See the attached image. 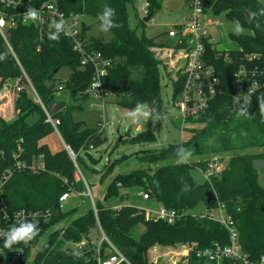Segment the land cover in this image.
Returning <instances> with one entry per match:
<instances>
[{
	"label": "trees",
	"instance_id": "1",
	"mask_svg": "<svg viewBox=\"0 0 264 264\" xmlns=\"http://www.w3.org/2000/svg\"><path fill=\"white\" fill-rule=\"evenodd\" d=\"M24 4L40 8L48 2L57 4L60 11L69 16L92 18L100 23L98 15L108 5L115 9L114 21L120 27L112 28L109 41L100 37L88 36L92 25L82 21V38L86 49L100 53L111 60L112 67L103 79V89L113 94L116 104L130 110L137 103L154 108L161 115V66L168 67L155 55L153 48L166 46L156 38L139 37L128 24V6L148 3L151 18L161 10L163 0H24ZM215 14L226 13L229 20H239L250 29L248 35L233 37L238 45L234 51H218L210 43L207 54L211 63L219 71L222 93L210 104L209 109L197 118H188L187 123L202 127L195 130L192 138L181 145H171L162 150L143 152L140 161L151 164L171 161L170 164L151 169L137 170L128 175H116L105 191V200L135 186L144 188L150 199L161 207L174 210L181 215L173 224L147 219L145 211L131 206L113 209L101 201H95L97 215L92 204L78 216L75 211L63 214L60 197L65 193L84 194L86 185L77 179V168H87L86 157L93 161L88 150L98 148L104 142L102 133L86 128L75 122L70 110L64 107L54 117L60 120L58 132L66 146L76 155L75 162L63 147L52 149L48 140L55 130L46 121L43 108L34 101L30 84L43 104L47 107L55 101L59 87L68 90L74 98H88L86 91L91 85L94 68L81 66L80 56L73 51V43L61 33L58 41H50L48 33L54 29L41 27L36 22L18 25L7 31V42L0 36V89L10 82L24 86L15 100L16 118L7 122L0 118V173L11 168L16 162L14 155L22 150L20 161L32 164L42 157L44 169L38 172L29 170L14 173L3 187V197L9 211L60 210V216L53 217L50 223H40L38 235L33 244L42 241L31 264H96L92 251L84 257L66 254L72 252L75 244L90 241L92 229L101 226L107 238L127 257L131 264H158L160 251L185 249L188 251L186 264H208L196 257V251L226 246L230 243L228 231L219 223L206 217L197 219L200 214L193 212L201 205L205 211L216 209L218 204L236 223L239 231V245L251 262L264 255V185L260 181L255 166L264 161V122L259 115L258 98L248 108V117H237L236 110L244 103L234 102L232 80L240 66L247 64L248 55H258L259 59L247 65L264 69V16L257 15L251 23L245 12H258L264 8V0H211ZM1 10L16 13L13 8L0 6ZM21 9V7H18ZM146 26L144 21L141 22ZM259 23L260 28L255 25ZM69 69L70 75L63 83H57L56 76L62 69ZM169 75V73H168ZM30 83V84H29ZM182 81L174 83L173 100L180 93ZM133 144H148L156 141L152 131L139 133L130 139ZM178 147L188 149L199 162L178 163ZM257 151V152H255ZM230 155L226 163L222 156ZM218 157L223 171L198 183L192 176L193 169L206 171L210 157ZM116 162L108 165L105 175L115 171ZM83 169V171H84ZM81 171V172H83ZM83 177L87 181V178ZM190 190L182 192L183 184ZM88 186L89 182L87 181ZM213 192L217 200L206 203L207 193ZM88 198V197H87ZM64 216L72 220L59 229L47 233ZM92 249V244H89ZM160 250V251H158ZM30 248L26 249L28 253ZM153 257V258H151ZM26 259L24 260V262ZM222 264H236L224 260Z\"/></svg>",
	"mask_w": 264,
	"mask_h": 264
},
{
	"label": "built area",
	"instance_id": "2",
	"mask_svg": "<svg viewBox=\"0 0 264 264\" xmlns=\"http://www.w3.org/2000/svg\"><path fill=\"white\" fill-rule=\"evenodd\" d=\"M24 0H0V6L5 8H13L17 10L16 13H8L0 9V19L4 20V24L0 25V36L7 42V31L15 28L18 25L30 24L31 20H25L24 14L27 12L29 6L24 4ZM144 6L141 14L146 17L149 16V4L143 3ZM185 5L188 14L182 18V22L177 24L174 29L168 31L167 36L175 40L173 48L161 47L171 50L169 54L170 63L168 59H160L168 67L169 73L175 72L174 82L182 81V88L174 101L175 106L181 113V120L186 122L188 118H197L199 115L204 114L210 107L211 102L222 93V87L219 79L218 69L211 63L209 55L207 54V44L210 43L215 47L216 42L212 40L209 35L211 28L217 27L218 23L210 16L213 12L211 0H185ZM21 7V9H18ZM33 8V7H32ZM39 11L41 20L36 21L41 27L50 26L54 21L63 19L66 22V29L68 34L64 36L73 43V51L76 52L81 58V66H92L94 68V75L90 87L86 91L87 95H93L95 99H103L107 94L103 89V79L107 76L109 69L112 67L111 60L105 59L100 53L92 52L86 49L85 41L82 38V20L79 15L71 14L65 15L58 8L54 2H48L40 8H35ZM167 45V44H166ZM217 49V48H216ZM218 50V49H217ZM220 51V50H218ZM246 59L249 61L247 64L257 61L258 55H248ZM244 64L234 73L232 80V89L234 91V102L245 103L242 99L245 95H250V101L253 103L257 96L264 91V69L251 68V66ZM30 84V83H29ZM31 92L34 101L39 104L46 113V121L52 125L55 134L63 140L58 132L60 120L51 116L47 107L43 104L35 89L30 84ZM25 89L24 86H17L16 91L19 94ZM63 91V86L59 87V92ZM110 94V93H109ZM240 95L241 99L237 101L236 96ZM70 157L75 162L76 155L73 151L65 146ZM90 149H93L91 147ZM22 150L19 148L18 153L14 155L16 162L14 165L0 173V232H6L10 226H20L22 222L35 223L36 226L40 223L48 224L53 217H56L55 212L52 210H27L21 209L18 211H9L7 204L3 197V187L16 173L25 170L38 172L44 169L42 157L37 162L27 164L20 161L19 157ZM77 168L78 174L81 171ZM223 164L219 161L218 157L210 160L208 168L204 171V175L211 178L218 175L223 171ZM82 180L86 185V197L91 198V204L95 215L97 209L89 187L82 176ZM72 193H65L60 197V209H63V204L67 202ZM144 200H149L148 193L143 195ZM145 211V210H144ZM60 212V210L58 211ZM217 213V214H215ZM147 219L155 221H164L168 224H173L181 217L179 213L174 210H168L161 207L159 211H145ZM203 217L219 223L223 228L228 231L230 243L226 246L215 245L212 248L200 249L196 251V257L206 261L208 264H222L224 260H232L236 264H264L262 255L257 261L251 262L239 245V231L236 223L226 214L225 208L218 204L216 209L211 211H204L197 217ZM54 228V229H53ZM97 228L101 233V241L98 246L90 240H83L74 245V248L81 251L84 257L86 253L92 251V257L96 264H131L127 257L121 252L105 235L99 223ZM59 229L57 225L53 226L47 233ZM4 234L0 233V264H31L34 257L40 248L42 241L33 244V239L27 244L19 242L13 244L11 248L4 246ZM89 244H92V249H89ZM30 248L27 253L26 249ZM26 261L24 262V260Z\"/></svg>",
	"mask_w": 264,
	"mask_h": 264
},
{
	"label": "rangeland",
	"instance_id": "3",
	"mask_svg": "<svg viewBox=\"0 0 264 264\" xmlns=\"http://www.w3.org/2000/svg\"><path fill=\"white\" fill-rule=\"evenodd\" d=\"M143 6V3H137L134 7L128 6L129 27L135 31L139 37L145 36L149 39L156 38L157 41H163L167 44L166 47L173 48L175 40L169 38L167 33L174 29L177 24L181 23L182 18L188 14L185 0H163L161 10L146 23V26H143L141 23L147 18L145 15L141 14ZM210 16L218 23L217 27L209 30V35L212 40L216 42L215 48L220 51L237 50L238 45L233 40V37L240 36L232 32V26L235 20H229L226 13H211ZM81 20L88 25H92L88 36L100 37L106 41L112 39L113 36L110 32L105 33L99 30V23H96L94 19L86 17L81 18ZM243 27L245 29L243 35H248L250 29L245 26ZM153 51L158 59L166 58L168 59V63H170L168 56L172 53L171 50L156 47L153 48ZM168 73L169 71H165L161 66L162 118L154 122L150 118L146 123L141 122L139 124H132L126 116L128 110L122 109L116 104V98L113 94L107 93L103 96V99H95L93 95L81 99L74 98L68 90H63L58 92L55 96L56 102L63 104L66 109L70 110L71 116L75 122L82 123L86 128L92 131L102 133V136L105 138V142L100 147L88 150V154L92 157L93 161L87 158L84 152H81L87 164V168H83L84 171L83 169L80 171L84 172V176L89 182V191L94 201H101L105 206L113 209H120L124 206H131L145 211H159L161 209V206L155 200L143 199L145 191L141 186H135L128 190L122 189L118 196L109 200H105L104 197L109 182L116 175H128L137 170H146L148 168L151 169V172H154L159 167L171 163V161H160L151 163L150 165L144 164L140 161L143 152L147 150H162L171 145H181L192 138L195 130L202 129L199 125L190 124L187 123V121L183 122L181 120V113L175 106L173 100L175 72L169 73V75ZM69 75V69H62L56 76L57 83H63ZM6 86L7 84L0 89V94L5 91V88H7ZM11 90L13 93H17L16 88H11ZM6 103L7 98L0 100L1 107H5ZM6 113L7 118L1 115L0 118L7 122L13 121V118L9 120V117L13 115V110L10 108ZM146 131H152L156 137L155 142L148 144L131 143L130 139ZM48 143L52 149L60 150L64 147L56 134L48 140ZM209 157L210 159L214 158L213 156ZM229 157L230 155L222 156V163H226ZM199 160H201V158L193 157L189 162H199ZM115 161H117L115 171L112 174L104 176V172L108 165L115 163ZM255 166L259 172L260 181L264 185V161L256 162ZM83 172H81L82 176ZM191 172L198 183L202 184L205 182V175L200 169H193ZM78 176L79 179H82L80 174H78ZM90 201L91 198H87L85 194L72 193L70 199L63 204V214L75 211L74 216H78L90 207ZM204 211L205 207L201 205L193 214H201ZM72 218L64 216L57 226L67 225ZM101 238V233L98 228L91 230L90 240L95 246L100 244ZM160 253L158 264H186L188 253L186 249L185 252L184 249L180 248L175 250H164L160 251Z\"/></svg>",
	"mask_w": 264,
	"mask_h": 264
},
{
	"label": "clouds",
	"instance_id": "4",
	"mask_svg": "<svg viewBox=\"0 0 264 264\" xmlns=\"http://www.w3.org/2000/svg\"><path fill=\"white\" fill-rule=\"evenodd\" d=\"M258 14L264 16V8H261L258 12H251L249 14L248 23H251L254 19H256ZM115 15L116 11L114 8L108 5H105L103 7V11L98 15V20L100 21L99 30L101 32L107 33L112 28L120 27V25L117 24L113 19ZM24 18L25 20H31L33 22L41 20L39 11L30 6L28 7L27 12L24 14ZM4 23V20L0 19V25H3ZM255 26L257 28H260L259 23H256ZM50 28L54 29V31H50L48 33V39L50 41H58L60 39L61 33H64L65 35L68 34V31L66 29V22L63 19H60L59 21H54L50 25ZM232 32L237 36H241L245 33V29L239 20L233 22ZM0 59H3V56H0ZM236 99L237 101H239L241 99L240 95H237ZM242 99L245 101V103L244 105L239 106L236 110L237 117L252 118V115H249L248 113V108L251 106L250 95H245L242 97ZM257 101L261 122H264V96L259 97ZM126 116L129 118L132 124H139L141 122L146 123L150 118L153 120V122L162 118L161 115L156 111V109L149 108L143 103H137L134 108L127 111ZM176 156L178 163H186L191 160L192 153L188 149L178 147L176 150ZM204 179L206 180L208 179V177L205 175ZM189 190V185L186 183L183 184L181 191L187 192ZM0 233H3L5 237L4 246L6 248H11L13 244L19 242H23L25 244L30 242L38 235L39 228L36 226L35 223H29L25 221L20 223L19 227L12 225L10 226L8 231ZM66 254L79 257L82 255V252L77 249H73L72 252H66ZM261 259L262 261H264V257H262Z\"/></svg>",
	"mask_w": 264,
	"mask_h": 264
},
{
	"label": "crops",
	"instance_id": "5",
	"mask_svg": "<svg viewBox=\"0 0 264 264\" xmlns=\"http://www.w3.org/2000/svg\"><path fill=\"white\" fill-rule=\"evenodd\" d=\"M17 84H18V82H10V84H7V86H6L7 88H5V91L2 94H0V100L7 98V103L5 104V107H1L0 106V115L5 117V118H7L6 117V114H7L6 112H8L10 108L13 110V115L11 117H9V120L12 119V118L15 119L16 118V114H17L15 112L14 105H15V100H16L18 94L15 91H14L15 93H13L12 90H11V88H13V89L16 88ZM8 86H9V88H8Z\"/></svg>",
	"mask_w": 264,
	"mask_h": 264
},
{
	"label": "water",
	"instance_id": "6",
	"mask_svg": "<svg viewBox=\"0 0 264 264\" xmlns=\"http://www.w3.org/2000/svg\"><path fill=\"white\" fill-rule=\"evenodd\" d=\"M248 12H245V15H247L249 17ZM151 19V16H148L147 18L144 19V22L147 23L149 20ZM48 112L51 116H55L58 112H60L61 110L64 109V105L58 102H51L48 106H47ZM64 143V142H63ZM66 146V145H65ZM207 199H206V203L208 205L214 204L217 200L216 196L214 195L213 192H208L207 193ZM60 216V212L56 213V217L58 218Z\"/></svg>",
	"mask_w": 264,
	"mask_h": 264
}]
</instances>
